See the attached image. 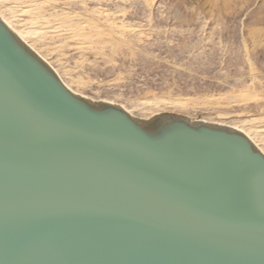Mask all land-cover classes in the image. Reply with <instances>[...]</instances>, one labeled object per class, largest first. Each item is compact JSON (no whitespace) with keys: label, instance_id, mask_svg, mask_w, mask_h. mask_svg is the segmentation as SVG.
Instances as JSON below:
<instances>
[{"label":"water","instance_id":"obj_1","mask_svg":"<svg viewBox=\"0 0 264 264\" xmlns=\"http://www.w3.org/2000/svg\"><path fill=\"white\" fill-rule=\"evenodd\" d=\"M0 264H264V154L76 95L0 20Z\"/></svg>","mask_w":264,"mask_h":264},{"label":"rangeland","instance_id":"obj_2","mask_svg":"<svg viewBox=\"0 0 264 264\" xmlns=\"http://www.w3.org/2000/svg\"><path fill=\"white\" fill-rule=\"evenodd\" d=\"M0 15L81 95L241 126L264 150V0H0Z\"/></svg>","mask_w":264,"mask_h":264},{"label":"bare ground","instance_id":"obj_3","mask_svg":"<svg viewBox=\"0 0 264 264\" xmlns=\"http://www.w3.org/2000/svg\"><path fill=\"white\" fill-rule=\"evenodd\" d=\"M101 16V15H100ZM0 20H2L6 25L7 27L19 38L21 39V41H23L37 56H39L45 63H47L53 70L54 72L59 76V78L61 79V81L65 84V86L71 90L73 93H75L76 95L78 96H81L87 100H90L92 102H102V103H108V104H114V105H118L120 106L121 108H123L127 113H129L133 118L135 119H138V120H141V121H149L150 119H152L153 117L157 116V115H153L152 117L150 118H147V119H142V118H138L136 117L133 112L129 109H127L126 107H124L123 105H120V104H116L114 102H111V101H105V100H100V101H94V100H91L83 95H81L79 92L77 91H74L73 88L63 80V78L61 77V75L59 74V72L57 71V69H55L51 63L49 61H47L28 41H27V38L23 35L22 32H20L15 26L12 25V23H10L6 18H4L2 15H0ZM101 24V23H100ZM95 32V31H94ZM113 34V33H112ZM81 36V35H80ZM89 36V35H88ZM87 36V39H89V37ZM92 39V38H91ZM89 41V40H88ZM178 101V100H177ZM181 103V102H180ZM182 104V103H181ZM170 105V104H169ZM186 105V104H185ZM184 108V107H183ZM160 115V114H159ZM190 120V119H189ZM193 121V120H191ZM199 122H203V121H199ZM204 123H207V122H204ZM210 124V123H208ZM211 124H215V123H211ZM216 125H221V126H225V127H229V128H232L233 130L235 131H238L240 133H243L245 136H247L253 143L254 145L264 154V150L263 148L260 147V145L257 144V142L254 140V138L251 136V134L245 130H243V128L241 129L240 127H237V126H229V125H222V124H216Z\"/></svg>","mask_w":264,"mask_h":264}]
</instances>
